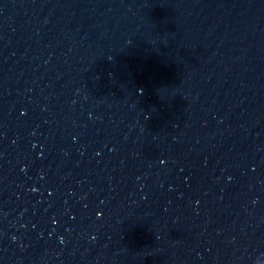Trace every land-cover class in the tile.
<instances>
[{
	"label": "water",
	"instance_id": "water-1",
	"mask_svg": "<svg viewBox=\"0 0 264 264\" xmlns=\"http://www.w3.org/2000/svg\"><path fill=\"white\" fill-rule=\"evenodd\" d=\"M0 264H264V0H0Z\"/></svg>",
	"mask_w": 264,
	"mask_h": 264
}]
</instances>
